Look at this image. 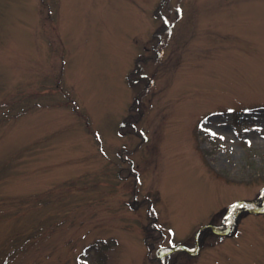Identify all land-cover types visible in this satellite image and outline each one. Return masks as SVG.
<instances>
[{"label": "rangeland", "instance_id": "374dc122", "mask_svg": "<svg viewBox=\"0 0 264 264\" xmlns=\"http://www.w3.org/2000/svg\"><path fill=\"white\" fill-rule=\"evenodd\" d=\"M0 264H264V0H0Z\"/></svg>", "mask_w": 264, "mask_h": 264}, {"label": "snow or ice", "instance_id": "6c2138e0", "mask_svg": "<svg viewBox=\"0 0 264 264\" xmlns=\"http://www.w3.org/2000/svg\"><path fill=\"white\" fill-rule=\"evenodd\" d=\"M208 131H209V132H211V131H212V129H208ZM169 231H171V229H170Z\"/></svg>", "mask_w": 264, "mask_h": 264}]
</instances>
